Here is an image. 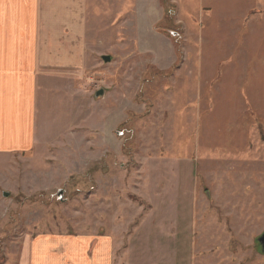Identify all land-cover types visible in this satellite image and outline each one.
Masks as SVG:
<instances>
[{
	"label": "rangeland",
	"instance_id": "rangeland-1",
	"mask_svg": "<svg viewBox=\"0 0 264 264\" xmlns=\"http://www.w3.org/2000/svg\"><path fill=\"white\" fill-rule=\"evenodd\" d=\"M100 3L91 64L58 79L45 102L38 91L34 146L0 157V264H18L23 242L41 235L90 238V254L93 241L109 238L112 264H198L192 236L201 235V215L230 252L220 261L255 259L264 253L256 241L264 232V50L243 34L264 22V0ZM154 52L168 61L161 70ZM196 53L203 65L218 59L221 76L183 94L178 70ZM246 58L263 70L229 85L227 69ZM170 161L171 170L177 161L186 167L177 180L160 172L150 179V165ZM161 195L168 213L193 215L185 244L182 217L178 229L144 233L161 213ZM215 257L207 264L224 263Z\"/></svg>",
	"mask_w": 264,
	"mask_h": 264
},
{
	"label": "crops",
	"instance_id": "crops-1",
	"mask_svg": "<svg viewBox=\"0 0 264 264\" xmlns=\"http://www.w3.org/2000/svg\"><path fill=\"white\" fill-rule=\"evenodd\" d=\"M100 2L101 0H0V157H10L19 152L24 153L34 146L38 109L41 107H38V91L43 92L41 98L45 102L46 93L59 81L58 79L76 77L91 64L94 48L92 38L98 26L94 10L101 7ZM184 2L186 5L197 4V0H184ZM247 26L249 27L245 25ZM229 28L236 29V26L232 24ZM257 30L252 34L248 31L243 36L250 35V40L257 39L260 43L262 40L261 45L264 50V38H262L264 22L260 23V28ZM140 56L142 58L144 55ZM151 57L152 60H157H154V64L159 70L168 63L162 54L159 56L154 52ZM215 59L212 63L203 65L199 53L190 58L186 55L178 70L182 73L180 91L183 94L200 92L202 78L205 76L220 77V63L218 59ZM235 62L236 64H231L230 69H227L226 78L229 77L228 83L231 86L234 82L230 81L231 78L241 77L244 78V82L247 79L251 81L254 75L252 72L263 70V68H253L249 58L244 60V67L240 64L241 60L235 59ZM215 66L217 68L215 72L213 70V74L207 75L204 72L206 67L214 69ZM213 83L217 87L216 81ZM218 85L222 87L227 85V82L223 79ZM188 117L189 110L186 114L187 119ZM113 124L115 126L116 123L113 122ZM105 127L106 131H109L110 124H106ZM104 137H101V140L105 142ZM172 163L170 161V165L167 166V163L164 165L163 162L161 167L157 163L150 165V179L153 180L154 172H157V176L160 172L164 173L163 175H166L170 181L177 180L174 174L183 172L186 167L181 169L177 161L174 169L171 170ZM152 186L156 188L154 184L150 186V190ZM163 198L161 195V199H156L163 208L160 214L151 218L147 230H144L145 234H151L153 230H165L166 225L171 230L178 229L182 216L175 210L168 213L165 210L168 203ZM173 199L175 203H180L178 198ZM192 217L193 215L186 219L182 217L185 221L182 224L184 244L185 237L189 234V219ZM153 220L156 221L155 225H153ZM198 228L201 235L196 232L192 236V241L196 237L198 242L197 250L200 255L198 264H207V256L214 253H216L215 261L224 262L220 260L230 252L222 244V239L217 238L221 235L205 227L204 215L200 217ZM91 244L92 239L90 238H72V241H69L68 238L60 239L41 235L35 239H26L21 246L18 264H112L111 247L113 245L109 238H99L93 241L94 248L90 254ZM58 248L60 251H57ZM253 259L246 258L244 262L245 264H264V253L257 252L254 261ZM229 260V263L224 262L223 264H237L236 257L229 258ZM163 264L180 263L175 261Z\"/></svg>",
	"mask_w": 264,
	"mask_h": 264
},
{
	"label": "water",
	"instance_id": "water-1",
	"mask_svg": "<svg viewBox=\"0 0 264 264\" xmlns=\"http://www.w3.org/2000/svg\"><path fill=\"white\" fill-rule=\"evenodd\" d=\"M173 35H174V34H173ZM102 58H103V60H104L105 62H109V61H110V56H102ZM102 94H103V90L100 89V90H97V91L95 92L94 96H95L96 98H98V97H101ZM3 195H4V196H7V193L4 192ZM59 197L62 198V191H60ZM256 241H257V243H258L259 248L261 249V251L264 252V232H263L261 235H259V236L257 237Z\"/></svg>",
	"mask_w": 264,
	"mask_h": 264
},
{
	"label": "trees",
	"instance_id": "trees-1",
	"mask_svg": "<svg viewBox=\"0 0 264 264\" xmlns=\"http://www.w3.org/2000/svg\"><path fill=\"white\" fill-rule=\"evenodd\" d=\"M209 198V197H208ZM258 247H259V245H258Z\"/></svg>",
	"mask_w": 264,
	"mask_h": 264
}]
</instances>
